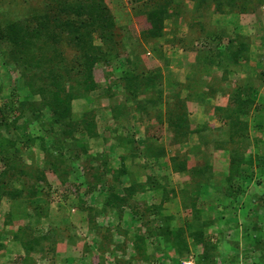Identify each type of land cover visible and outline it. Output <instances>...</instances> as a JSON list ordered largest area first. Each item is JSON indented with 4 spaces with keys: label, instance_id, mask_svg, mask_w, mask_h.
<instances>
[{
    "label": "rangeland",
    "instance_id": "374dc122",
    "mask_svg": "<svg viewBox=\"0 0 264 264\" xmlns=\"http://www.w3.org/2000/svg\"><path fill=\"white\" fill-rule=\"evenodd\" d=\"M48 1L0 0V23L34 20ZM105 1L114 40L95 35L105 54L93 67L97 86L71 96L64 122L45 98L52 74L19 63L0 40V264H264V0L200 10L174 0L155 36L142 2ZM239 33L254 52L228 64L225 80L218 66L198 72L196 55L216 47L214 35ZM59 50L66 84L84 79L89 63L70 44ZM129 72L156 88L129 95ZM236 84L257 93L233 144L214 108ZM178 99L192 129L208 125L206 143L197 132L175 139L164 112ZM84 113L95 117L93 136ZM148 145L165 152L148 156Z\"/></svg>",
    "mask_w": 264,
    "mask_h": 264
},
{
    "label": "trees",
    "instance_id": "16d2710c",
    "mask_svg": "<svg viewBox=\"0 0 264 264\" xmlns=\"http://www.w3.org/2000/svg\"><path fill=\"white\" fill-rule=\"evenodd\" d=\"M136 1L142 2L148 8L147 15L151 23L149 33L152 32L151 34L154 36L158 35L161 30V28H158L172 14L170 13V7H174V0ZM192 1L196 3L197 10L210 6L211 1H215L219 7L224 4L222 0ZM230 2L234 1H225L227 4H232ZM177 8L179 7L177 6ZM31 17L34 20H17L4 25L0 23V40L7 42L19 63L25 66L29 65L32 70L41 69L44 73L52 74L51 85L53 88L51 86L52 89L50 91L47 90L48 94L45 98L48 104H53V112L63 118L60 122H64L70 115L71 96L77 93L84 94L96 88L93 67L95 61L101 58L102 54H105L102 46L95 43V35L97 34L103 42L110 44L114 40L115 20L105 0H49L47 9L43 13L34 14ZM214 38L217 43L216 47L206 54L197 55L194 67L197 68L198 72L202 73V70L209 65L218 66L222 68V80H225L227 77L226 73L229 72L227 65L237 64L245 59L250 52L251 44L240 33L228 38L226 42H224L221 35H214ZM64 42L70 44L77 51L76 54L79 61H87L89 63L84 79L76 78L75 83L69 85L66 84V78L64 79L61 76L63 59L59 47ZM203 62H205L204 65ZM258 75L264 81V66L263 69L259 70ZM122 79L123 87L127 93L136 99L140 98L142 92H146L147 89L156 88L153 77L146 74L129 72ZM42 91L44 92L43 87H41ZM256 93L257 90H255L253 84H236L228 97L227 104L215 106L214 113L221 119V125L218 129L222 128V131L230 133V143L234 144L238 137L244 136L242 135L243 131L248 126L244 116L247 115L249 106L255 104ZM196 96L199 97L197 93ZM151 103L155 105L154 101H151ZM164 114H166L169 127L174 132L175 139L185 140L190 133L197 132L203 144L208 141L206 137L208 125H202L195 130L192 129L189 109L183 99H178L177 103L167 107ZM94 118L91 113H84L82 117V125L87 136L94 135ZM223 128L226 129L223 130ZM132 141L128 140L127 144L130 145L131 155H135L137 147L136 145L134 146ZM145 150H147L148 156L152 157L162 156L165 152V149L153 148L152 145H148V149L145 148ZM199 150L201 151V149ZM239 154L240 151L232 153L235 156ZM183 166L188 167L186 163ZM207 166L208 164L201 167H192L191 170H205L208 168ZM175 168L177 169L176 165ZM6 173V170L3 171V177L6 176ZM140 185L143 186L144 184L140 183ZM31 187L32 190H36L35 187ZM3 189L4 185L0 184V195ZM17 192H20V190L12 193V195L17 194ZM111 197L120 198L114 192L111 193ZM203 258H209V256L205 255Z\"/></svg>",
    "mask_w": 264,
    "mask_h": 264
},
{
    "label": "crops",
    "instance_id": "0c3cea01",
    "mask_svg": "<svg viewBox=\"0 0 264 264\" xmlns=\"http://www.w3.org/2000/svg\"><path fill=\"white\" fill-rule=\"evenodd\" d=\"M259 33L262 34L261 31H260ZM241 34H242V33H241ZM246 35H247V34H246ZM259 36H260V35H259ZM210 50H211V49H207V48H205V51L202 52V53H203V54H206V53H208V51H210ZM252 52H254V51H253V47L250 48V52H249V53H252ZM259 52H260V51H259ZM260 53H261V52H260ZM196 56H197V55H196Z\"/></svg>",
    "mask_w": 264,
    "mask_h": 264
}]
</instances>
